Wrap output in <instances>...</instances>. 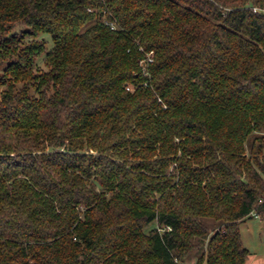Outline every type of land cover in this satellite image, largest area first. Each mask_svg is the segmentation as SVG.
I'll return each mask as SVG.
<instances>
[{"label": "trees", "instance_id": "trees-1", "mask_svg": "<svg viewBox=\"0 0 264 264\" xmlns=\"http://www.w3.org/2000/svg\"><path fill=\"white\" fill-rule=\"evenodd\" d=\"M252 216L264 0H0V264H245Z\"/></svg>", "mask_w": 264, "mask_h": 264}, {"label": "rangeland", "instance_id": "rangeland-1", "mask_svg": "<svg viewBox=\"0 0 264 264\" xmlns=\"http://www.w3.org/2000/svg\"><path fill=\"white\" fill-rule=\"evenodd\" d=\"M46 42V47H52L50 35L41 36ZM39 67L44 70L43 63L38 61ZM240 235L244 247L249 251L245 264H264V224L256 216L247 218L239 225ZM197 257L193 255L187 264H196Z\"/></svg>", "mask_w": 264, "mask_h": 264}, {"label": "built area", "instance_id": "built-area-1", "mask_svg": "<svg viewBox=\"0 0 264 264\" xmlns=\"http://www.w3.org/2000/svg\"><path fill=\"white\" fill-rule=\"evenodd\" d=\"M150 62H152V52L149 53V54L147 55V59H146V60L141 61V65L145 68V66H146L148 63H150ZM144 68H143V69H144Z\"/></svg>", "mask_w": 264, "mask_h": 264}]
</instances>
